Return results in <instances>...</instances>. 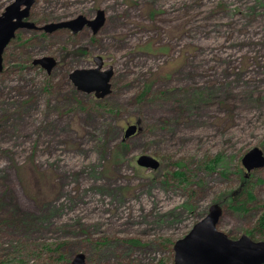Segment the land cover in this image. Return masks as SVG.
<instances>
[{
	"label": "rangeland",
	"instance_id": "rangeland-1",
	"mask_svg": "<svg viewBox=\"0 0 264 264\" xmlns=\"http://www.w3.org/2000/svg\"><path fill=\"white\" fill-rule=\"evenodd\" d=\"M99 9L97 33L41 29ZM28 19L39 28L17 31L0 72V264H174V243L264 150V0H36ZM45 56L51 73L33 64ZM97 56L114 68L104 98L70 78ZM246 186L219 228L264 240V168Z\"/></svg>",
	"mask_w": 264,
	"mask_h": 264
},
{
	"label": "water",
	"instance_id": "water-1",
	"mask_svg": "<svg viewBox=\"0 0 264 264\" xmlns=\"http://www.w3.org/2000/svg\"><path fill=\"white\" fill-rule=\"evenodd\" d=\"M35 1L14 0L0 15V72L4 69V52L16 37L17 31L22 28H39L28 19ZM105 21V11L99 9L94 19L80 15L73 20L48 23L41 29L51 33L60 28H70L73 33H78L89 26L97 33ZM94 60L96 61L94 68L76 69L70 74V78L78 90L94 93L97 98H104L111 93L114 68L109 66L103 69L101 56L95 57ZM33 64L40 65L51 73L57 65V60L45 56L35 59ZM141 129L140 119L135 123H129L124 130V139L132 137ZM137 163L153 170L161 166L160 160L149 154L139 155ZM242 163L246 169L245 177L248 178L253 171L264 168V150L260 147L252 148L243 156ZM223 213L224 207L221 204H212L208 213L196 222L184 237L174 243V264H264V240H256L247 233L232 238L219 228ZM72 263L87 264L86 255L76 254Z\"/></svg>",
	"mask_w": 264,
	"mask_h": 264
},
{
	"label": "trees",
	"instance_id": "trees-1",
	"mask_svg": "<svg viewBox=\"0 0 264 264\" xmlns=\"http://www.w3.org/2000/svg\"><path fill=\"white\" fill-rule=\"evenodd\" d=\"M126 142L124 140V137L121 139L120 143L116 146V152L113 155V158L115 160H122V158H124V153L122 152L125 147H126ZM162 167V164H161ZM250 181V177L246 178L243 176V182L245 183V185L242 187L240 186L238 189H235L233 191H231L229 194H227L226 196H224L222 198V200L219 201V203L221 205H225V206H229L231 208H233L236 211H241L244 209V207L247 204V201L243 198L244 196H248L249 198H253V191L251 189V187H247L246 184ZM250 185V184H249ZM249 200V199H248ZM260 226L262 228H264V214L263 216L260 218ZM251 231H248V233H250ZM230 235V234H229ZM232 238H237V237H233L232 235H230Z\"/></svg>",
	"mask_w": 264,
	"mask_h": 264
}]
</instances>
